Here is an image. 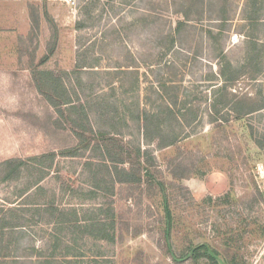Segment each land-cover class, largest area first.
<instances>
[{"label": "rangeland", "instance_id": "rangeland-1", "mask_svg": "<svg viewBox=\"0 0 264 264\" xmlns=\"http://www.w3.org/2000/svg\"><path fill=\"white\" fill-rule=\"evenodd\" d=\"M15 1L18 69L0 73V162L27 163L7 180L0 168V209L20 205L0 241L12 264H264V0ZM55 78L89 120L49 102ZM241 96L261 108L237 119ZM142 110L175 141L145 138ZM76 130L136 182L97 189L101 152ZM50 201L86 217L110 206L114 240L59 230L33 210Z\"/></svg>", "mask_w": 264, "mask_h": 264}, {"label": "trees", "instance_id": "trees-1", "mask_svg": "<svg viewBox=\"0 0 264 264\" xmlns=\"http://www.w3.org/2000/svg\"><path fill=\"white\" fill-rule=\"evenodd\" d=\"M254 4L257 3V0H254ZM187 17V18H186ZM185 19H188V16L185 15ZM223 18H218L219 21H221ZM187 20H179L177 23V27H176V31H178L180 29V27L186 22ZM78 67V65H77ZM55 86H54V90L53 93H55L57 96L54 97L52 94H48V98H49V102L57 108V110L62 114L64 112V109H61V106H64V108H66L68 110V112L70 114H74V113H78L82 119L84 120H89V116H88V111L87 109H85V107L83 106L82 103L78 104V106L75 105L74 101L71 100V97L69 95V93L67 92V90L65 89V86L61 83V79L60 78H55ZM60 87H64L62 88L63 90H61V95H58V91H56V88H60ZM251 100H248L247 98L244 97H239V98H235V100H233V104L231 105V111L234 113L235 118L239 119L242 118L245 115L251 114L252 112H255L257 110H259L261 107H253L251 105ZM210 113L212 115L216 114L218 109L217 108H213V109H209ZM169 112L171 113V111L169 110ZM138 120H142V128H143V133H144V137L147 139H151V138H155L158 141H162L164 142L163 144H171L173 141H175V137H172L170 139V141H164L165 136H166V130L167 128H170V125H165V123H163L162 121H160V116L159 113L157 112H147L145 110H142L140 112V114L138 113L137 116ZM80 125V124H79ZM84 126V125H83ZM170 130V129H169ZM74 134L76 137H78L79 139V147H83L84 149H88L90 148L91 150L98 152H101V157H100V161L99 164L100 166H102L105 171L106 174H104V177H101L99 182H97L94 186L97 189H100L102 186L99 183L103 182V185L106 186H110L111 183L114 182H136V175L135 173H133L131 170H127L122 164L124 163V159L122 157V155H115L112 154L110 149L108 148V143L105 142V140L103 141V146L102 148L100 147L101 145L98 142H93L92 143V139L86 137L84 134V132H80V131H74ZM76 148L78 147H74L73 149L70 148L69 152L67 155L69 156H74V153L76 151ZM104 149V150H103ZM104 153H103V152ZM54 154L53 153H45L42 154L40 156L37 157H32L29 158L30 161H34L35 163H39L42 164L44 162V160H46L47 158H53ZM91 162V161H89ZM108 162H110V164H108ZM27 163L25 160H21L18 158H12V159H7L4 160L2 162H0V168H2V172L4 169V176L3 179L7 180V179H12L15 177H18L21 173V168L26 167ZM42 176V175H41ZM110 178V182L108 180V178ZM107 178V179H106ZM41 180V177H39L38 182L35 183V186L37 187V189L40 191H42L44 193V189L42 187H39V185H37ZM95 180V179H94ZM109 183V184H107ZM113 186V184H112ZM107 188V187H106ZM29 189H27L26 192H28ZM37 190V191H38ZM25 195V193H24ZM23 194L19 197L20 200H22L21 198H23L24 196ZM25 196H29V195H25ZM19 203V202H18ZM20 205H18L17 207L14 206H9L5 209H3V207H1L0 211L4 213V216L6 214H8L10 216V220L7 218L5 219L2 218L0 220V241L3 240L5 234H6V230H11L14 229L16 227H18L19 225L12 221V217L14 218L16 210ZM41 205H37L36 209H33L34 211H37L35 213L38 214H46L48 215V222L49 223H54L57 226H59V230H78L82 233V235L85 236H89L92 238H96V239H100V240H106V241H113L114 240V235H115V221H114V213L111 210V207L108 206L106 208H103L102 206L98 207V211H99V215L102 214L101 216H103L105 213L107 215L106 218L104 217H86L84 215V212L82 209H78L77 207H65V206H58V205H54L53 202L50 201V203H43V207H40ZM81 210V211H80ZM34 214V213H33ZM107 219L109 221H107ZM69 231V232H70ZM198 253V254H197ZM196 256H200L201 255V251L197 252ZM203 255V254H202ZM205 256V254H204ZM46 258V263L48 264H54L56 263V261H54V254L51 253V255H49ZM13 259H9V255H7V253L1 249L0 250V264H12Z\"/></svg>", "mask_w": 264, "mask_h": 264}, {"label": "crops", "instance_id": "crops-1", "mask_svg": "<svg viewBox=\"0 0 264 264\" xmlns=\"http://www.w3.org/2000/svg\"><path fill=\"white\" fill-rule=\"evenodd\" d=\"M13 1L0 0V73H15L18 69L17 40L22 34L18 31L17 1Z\"/></svg>", "mask_w": 264, "mask_h": 264}]
</instances>
